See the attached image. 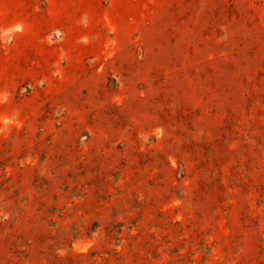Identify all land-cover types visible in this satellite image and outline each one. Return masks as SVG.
Masks as SVG:
<instances>
[{
    "label": "rangeland",
    "instance_id": "1",
    "mask_svg": "<svg viewBox=\"0 0 264 264\" xmlns=\"http://www.w3.org/2000/svg\"><path fill=\"white\" fill-rule=\"evenodd\" d=\"M0 264H264V0H0Z\"/></svg>",
    "mask_w": 264,
    "mask_h": 264
}]
</instances>
